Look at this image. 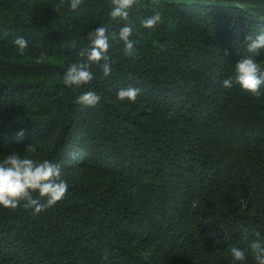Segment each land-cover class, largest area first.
I'll return each mask as SVG.
<instances>
[{
  "label": "trees",
  "instance_id": "obj_1",
  "mask_svg": "<svg viewBox=\"0 0 264 264\" xmlns=\"http://www.w3.org/2000/svg\"><path fill=\"white\" fill-rule=\"evenodd\" d=\"M113 7L0 0V162L13 153L57 162L68 185L40 214L0 206V264H241L233 246L256 264L264 84L257 97L222 81L248 55L246 36L264 28V0H137L129 21L113 20ZM155 13L162 22L144 28ZM129 22L132 56L111 38ZM100 26L111 75L100 61L89 84L66 86ZM256 61L264 70V50ZM127 87L141 89L134 103L117 98ZM86 91L101 97L95 107L77 102Z\"/></svg>",
  "mask_w": 264,
  "mask_h": 264
},
{
  "label": "clouds",
  "instance_id": "obj_2",
  "mask_svg": "<svg viewBox=\"0 0 264 264\" xmlns=\"http://www.w3.org/2000/svg\"><path fill=\"white\" fill-rule=\"evenodd\" d=\"M84 0H70L72 11H78ZM114 5L110 16L113 20L120 19L129 21L130 10L137 4V0H112ZM158 3V0H153ZM162 22V16L155 13L149 18L144 19L143 27L153 29ZM133 34L131 23H126L120 28L119 33H113L112 39L123 42L124 54L132 56L134 54L135 41L130 39ZM90 46L84 55L86 61L71 64L64 74L63 82L68 87H76L89 84L94 74L91 71L92 64L101 65V70L105 77L112 73L108 51L110 48V37L106 27H97L88 34ZM246 52L248 55L239 59L235 65L234 77L226 78L222 81V86L230 89L234 84H239L243 90L248 91L254 96H260L261 85L264 84V70L261 69L256 61L261 50H264V28H261L256 35H247L245 38ZM19 55H24L28 48V41L23 37H18L14 41ZM141 89L136 87L121 88L117 93L120 101L127 100L135 102L140 95ZM101 97L93 91H86L78 96L77 102L89 107H95ZM25 135L21 130L17 133V139H22ZM35 151L29 145L26 150ZM68 191V185L62 178L61 165L50 160L37 162L31 158L21 157L13 153L8 155L0 162V206L5 209L16 210L18 207L32 209L33 214H40L48 208L53 207L61 201ZM246 229L243 232L246 234ZM260 237V233H256ZM249 248L256 261V264H264V238H258L250 242ZM230 254L235 262L246 260V250L239 247H231Z\"/></svg>",
  "mask_w": 264,
  "mask_h": 264
}]
</instances>
